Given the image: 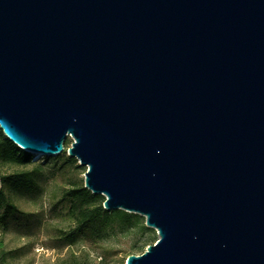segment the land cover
<instances>
[{
	"label": "water",
	"instance_id": "water-1",
	"mask_svg": "<svg viewBox=\"0 0 264 264\" xmlns=\"http://www.w3.org/2000/svg\"><path fill=\"white\" fill-rule=\"evenodd\" d=\"M0 129L144 216L124 264H264V0H0Z\"/></svg>",
	"mask_w": 264,
	"mask_h": 264
},
{
	"label": "rangeland",
	"instance_id": "rangeland-1",
	"mask_svg": "<svg viewBox=\"0 0 264 264\" xmlns=\"http://www.w3.org/2000/svg\"><path fill=\"white\" fill-rule=\"evenodd\" d=\"M53 156L34 158L44 162ZM74 165L49 163L38 178L35 190L14 196L20 211L9 216L6 228L0 230L9 262L67 264L78 260L88 264H124L128 254H140L142 245L152 244L158 238L156 230L146 226L141 215L142 224L115 226L101 240L76 237L74 243H69L64 234L73 231L66 213L68 201L61 193L70 185L83 184L86 169L77 159Z\"/></svg>",
	"mask_w": 264,
	"mask_h": 264
},
{
	"label": "trees",
	"instance_id": "trees-1",
	"mask_svg": "<svg viewBox=\"0 0 264 264\" xmlns=\"http://www.w3.org/2000/svg\"><path fill=\"white\" fill-rule=\"evenodd\" d=\"M68 138L64 141L61 153L46 158L41 162L39 158L24 151L9 140L0 129V230L7 225V218L20 210L14 201V196L30 193L38 185V178L46 165L51 162L73 164L76 158L66 155V148L70 144ZM41 159V158H40ZM52 160V161H51ZM51 161V162H50ZM75 166V165H74ZM77 167V165H76ZM61 195L68 201L66 213L71 223L72 233L69 231L64 237L69 243H74L76 237L81 239H103L115 226H132L142 224L143 216L128 212L120 208L106 210L102 207L104 196L93 194L83 184L70 185L62 190ZM146 228V227H145ZM149 229V228H146ZM74 237V238H72ZM146 244L142 245L141 251ZM0 264H13L8 260V251L0 236ZM67 264H88L78 260L68 261Z\"/></svg>",
	"mask_w": 264,
	"mask_h": 264
}]
</instances>
